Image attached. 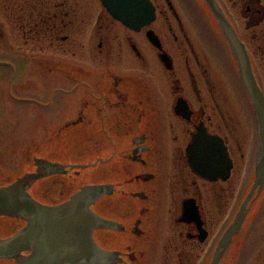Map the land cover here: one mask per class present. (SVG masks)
I'll return each instance as SVG.
<instances>
[{
    "label": "flooded vegetation",
    "instance_id": "obj_1",
    "mask_svg": "<svg viewBox=\"0 0 264 264\" xmlns=\"http://www.w3.org/2000/svg\"><path fill=\"white\" fill-rule=\"evenodd\" d=\"M146 1L153 18L130 28L100 0H0L4 97L13 96L12 60L23 66L15 95L37 81L39 177L30 190L57 206L83 186H104L89 208L111 223L92 231L112 254L106 264H211L216 250L217 264H264V182L254 184L261 134L235 49L205 0ZM215 2L264 97V0ZM18 33L26 49L15 58ZM11 181L0 165V186ZM25 225L0 216V238Z\"/></svg>",
    "mask_w": 264,
    "mask_h": 264
},
{
    "label": "water",
    "instance_id": "obj_2",
    "mask_svg": "<svg viewBox=\"0 0 264 264\" xmlns=\"http://www.w3.org/2000/svg\"><path fill=\"white\" fill-rule=\"evenodd\" d=\"M107 11L130 28H137L153 18V10L146 0H100ZM209 5L228 43L235 49L237 67L242 85L248 93L257 118L261 134L255 185L264 182V97L253 77L247 55L242 44L235 37L233 28L221 12L215 0H205ZM201 135L194 136L189 147L192 163H196V150ZM34 167L38 162L33 158ZM212 168L208 166L207 170ZM35 170L24 173L9 184L0 186V216L16 217L26 225L12 237L0 238V259L14 258L17 264H106L112 254L97 246L92 231L99 227H111V223L90 210V205L104 194V186H83L69 200L47 206L37 201L29 188L38 179ZM242 203L233 223L221 239L225 246L230 237L240 227L245 216ZM29 249L32 254L18 256ZM220 251L215 252L211 264H217Z\"/></svg>",
    "mask_w": 264,
    "mask_h": 264
},
{
    "label": "rangeland",
    "instance_id": "obj_3",
    "mask_svg": "<svg viewBox=\"0 0 264 264\" xmlns=\"http://www.w3.org/2000/svg\"><path fill=\"white\" fill-rule=\"evenodd\" d=\"M14 39L17 44L12 50L13 56L20 58L21 52L25 51L26 48L23 47L24 44L20 40L19 33L15 34ZM30 52L32 51L30 50ZM0 53H5L3 36L1 35ZM0 58L3 59L5 56H0ZM2 59H0V165L1 168H10L12 177H14L15 174L19 175L24 171L34 170V164L28 156L30 151L34 150L35 139L39 131L37 123L40 109L37 108L35 100L37 97L35 76L33 79L28 80L26 86L19 91V94L15 95L16 86L21 82L23 74V66L19 61L12 60L15 69L14 75L12 72V76H14L12 77L13 86L11 88L13 96L8 97L6 93L4 97L5 80L3 78L9 75V69L1 61ZM4 100L6 103H4ZM33 187L35 188V186ZM34 188L32 189L33 192Z\"/></svg>",
    "mask_w": 264,
    "mask_h": 264
},
{
    "label": "trees",
    "instance_id": "obj_4",
    "mask_svg": "<svg viewBox=\"0 0 264 264\" xmlns=\"http://www.w3.org/2000/svg\"><path fill=\"white\" fill-rule=\"evenodd\" d=\"M35 195H36V193H35Z\"/></svg>",
    "mask_w": 264,
    "mask_h": 264
}]
</instances>
